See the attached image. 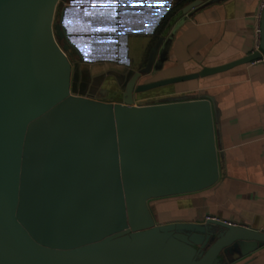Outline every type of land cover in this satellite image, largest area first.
<instances>
[{"label":"water","instance_id":"95a60500","mask_svg":"<svg viewBox=\"0 0 264 264\" xmlns=\"http://www.w3.org/2000/svg\"><path fill=\"white\" fill-rule=\"evenodd\" d=\"M66 1L0 0V264H229L264 244V231L221 219L156 223L150 200L218 181V111L207 94L136 103L262 59L264 8L259 50L145 81L161 69L160 38L111 102L71 88L73 56L85 58L66 26Z\"/></svg>","mask_w":264,"mask_h":264},{"label":"crops","instance_id":"0c3cea01","mask_svg":"<svg viewBox=\"0 0 264 264\" xmlns=\"http://www.w3.org/2000/svg\"><path fill=\"white\" fill-rule=\"evenodd\" d=\"M67 0L64 19L75 47L72 90L122 99L131 69L144 67L163 38L145 81L230 63L257 50V14L264 0ZM166 7L170 8L168 10ZM61 9L58 12L60 19ZM125 51L131 66L124 61ZM264 58V57H263ZM262 58V59H263ZM238 65L205 78L180 82L136 97L138 105L169 96L207 94L218 111V181L203 190L149 201L157 224L204 223L207 217L264 231V63ZM157 98H151L155 97ZM229 264H264V244Z\"/></svg>","mask_w":264,"mask_h":264},{"label":"built area","instance_id":"2783aa9c","mask_svg":"<svg viewBox=\"0 0 264 264\" xmlns=\"http://www.w3.org/2000/svg\"><path fill=\"white\" fill-rule=\"evenodd\" d=\"M263 8H264V2L261 4L260 9H259L258 14H257V21H258V24L256 26L257 50H259V44H260V39H261V24H260V21H261V14H262ZM262 61L264 63V58L262 59ZM207 219H218V218H216V217H207Z\"/></svg>","mask_w":264,"mask_h":264},{"label":"rangeland","instance_id":"374dc122","mask_svg":"<svg viewBox=\"0 0 264 264\" xmlns=\"http://www.w3.org/2000/svg\"><path fill=\"white\" fill-rule=\"evenodd\" d=\"M151 98H153V99H154V98H157V96H155V97H151Z\"/></svg>","mask_w":264,"mask_h":264}]
</instances>
